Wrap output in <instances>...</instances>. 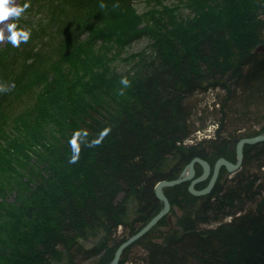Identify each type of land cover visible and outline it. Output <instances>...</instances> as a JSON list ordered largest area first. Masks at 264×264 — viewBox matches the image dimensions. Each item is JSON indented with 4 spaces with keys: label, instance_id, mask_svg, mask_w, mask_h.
I'll return each instance as SVG.
<instances>
[{
    "label": "trees",
    "instance_id": "16d2710c",
    "mask_svg": "<svg viewBox=\"0 0 264 264\" xmlns=\"http://www.w3.org/2000/svg\"><path fill=\"white\" fill-rule=\"evenodd\" d=\"M136 1L59 0L69 11L63 34L51 3L34 25L39 48L21 62L5 49L0 264H107L162 208L157 182L177 178L196 156L235 161L240 138L264 133V0H178L186 17L163 0H145L152 7L138 13ZM144 38L151 50L131 74L110 75ZM209 125L213 134L196 139ZM83 132L74 153L69 141ZM243 153L241 167L223 168L205 196L192 195L189 182L165 187L181 210L179 229L152 228L119 264H264V141ZM134 246L138 259L129 257Z\"/></svg>",
    "mask_w": 264,
    "mask_h": 264
},
{
    "label": "rangeland",
    "instance_id": "374dc122",
    "mask_svg": "<svg viewBox=\"0 0 264 264\" xmlns=\"http://www.w3.org/2000/svg\"><path fill=\"white\" fill-rule=\"evenodd\" d=\"M57 1H58V3H57ZM25 3H28L30 6L19 17H10L8 20L4 21L2 24L1 30H3V33H4V40L0 41V61L6 58L5 56H3V53H6V52H4L5 49L9 48V51H13V53H12L13 56L17 57L18 61L21 62V61H23L25 56H27V55L31 56V53L34 50H36V48H39L41 37H39V35L34 31V25L36 23H39L41 25V21H39L40 18L45 17V15L47 13L51 14V8H52L51 3L54 5L53 9L57 12V15L55 17V22H56L57 26L54 28L56 31V35L58 36V35L63 34L65 32V29L61 25V22H63V20L61 18L68 20L69 11L67 9H63V7H61L59 5V0H13V4L11 6L23 7V5ZM163 3L165 5H168V6L176 5L177 10L182 17H186L190 13L187 6L181 4L178 0H163ZM150 7H152V6L150 4H148L145 0H138L135 2V8H136L138 13H143L146 10H148ZM48 21L49 20L46 19L47 23H48ZM69 21H72L71 13L69 15ZM12 23H15L17 25V31L24 30V31L30 32V36H29V39L27 40V42L22 41L18 47H14L11 44V42L8 40L10 33L7 30V25L12 24ZM23 23H27L28 28H26V26ZM53 23H54V20H50V26L51 27L53 26ZM40 35H41V33H40ZM43 49H44V47H43ZM150 50H151L150 42L146 38L140 39V40L132 43L131 46H129L125 49V52L122 54V56L119 60L114 61L113 63H111L109 65V67H108L109 74L112 75V74L116 73L117 75H123V74L130 75L132 72V69L137 64V61H138L137 55L139 53L142 54L143 52L148 54L150 52ZM6 51L8 52V50H6ZM211 98H212L211 94L206 95V99L211 100ZM214 129H215L214 125H209L205 131L197 132L196 139H200V138L205 137V136L210 137L213 134L212 132L214 131ZM236 146H237V143L234 144L235 159H236ZM211 166H213V165H211ZM184 168H183V170H184ZM199 168H200L199 173H201L202 168L199 164L196 163L195 164L196 175H199V173H198ZM223 168L224 167H222L220 169V171ZM229 174H232V173H229ZM218 177H219V175H218ZM207 182H208V179L202 183H205L204 186H206ZM203 196H205V195H203ZM14 197L15 196L13 193L8 194L7 197L5 198V201L13 203ZM197 197H202V196H197ZM129 207L132 208L134 210V212H136V208H135L136 204L130 203ZM180 214H181V210H180L179 206L176 204H173V205H171L170 210L167 212V214L161 218V219H163V224L158 225L159 221L161 220L160 219L152 228L156 227V229H157L156 233H158V231H166L169 229H179L178 219H179ZM155 215H153V216H155ZM119 229L121 230V228H119ZM97 239L98 238L92 237L90 239L82 240V241L85 245L91 246L97 242ZM141 254H143V250L139 246H134L129 251V257L130 258L138 259L141 256Z\"/></svg>",
    "mask_w": 264,
    "mask_h": 264
},
{
    "label": "water",
    "instance_id": "95a60500",
    "mask_svg": "<svg viewBox=\"0 0 264 264\" xmlns=\"http://www.w3.org/2000/svg\"><path fill=\"white\" fill-rule=\"evenodd\" d=\"M257 50L264 51V44L258 46ZM262 141H264V133L250 137H242L237 141L236 160L234 162L229 161L224 157H219L218 159H216L213 166H211V164L207 160L196 156L193 157L188 162L184 170L177 178L169 179V180L163 179L157 182L154 187V193L155 196L160 201H162L163 203L162 209L155 216H153L147 223H145L139 230H137L135 233H133L132 235L127 237L124 241H122L116 248L113 259L107 264H119L122 252L125 250V248H127L132 243L143 237L163 216L167 214V212L170 210L171 204L169 199L164 193L163 189L165 187H170L184 182H189L187 189L192 195L194 196L207 195L213 189L216 180L218 178V175L220 173V169L222 167H224L228 173L236 172L241 167L243 161L244 146L247 144H252ZM196 163L199 164L202 168V172L199 175H196V170H195ZM207 179L208 182L206 186L200 189L197 188V185L206 181Z\"/></svg>",
    "mask_w": 264,
    "mask_h": 264
},
{
    "label": "clouds",
    "instance_id": "9594fccd",
    "mask_svg": "<svg viewBox=\"0 0 264 264\" xmlns=\"http://www.w3.org/2000/svg\"><path fill=\"white\" fill-rule=\"evenodd\" d=\"M12 4H13V0H0V23H3L4 21L8 20L10 17H19L30 6L28 3H25L23 7L11 6ZM100 7L106 8L107 5L101 3ZM112 7L115 9V8H118L119 5L114 4ZM7 30L10 33L8 40L11 42V44L14 47H18L22 41L27 42V40L29 39L30 32L24 31V30L17 31V25L15 23L7 25ZM3 40H4V33H3V30H0V41H3ZM121 84L124 87H129L131 82L128 80L127 77H122ZM9 90L10 89L7 87L0 86V92H7ZM108 131H110V129ZM106 134L107 132H105V135ZM82 135L86 136L87 133L86 132H83V134L77 133L76 136L72 140L69 141L70 145H72L73 147L74 153L79 152V145L77 144V138H81V143L84 142L82 139ZM88 146L94 147L95 144L94 143L88 144ZM77 159H78V155L74 154L69 162L76 163Z\"/></svg>",
    "mask_w": 264,
    "mask_h": 264
},
{
    "label": "bare ground",
    "instance_id": "6f19581e",
    "mask_svg": "<svg viewBox=\"0 0 264 264\" xmlns=\"http://www.w3.org/2000/svg\"><path fill=\"white\" fill-rule=\"evenodd\" d=\"M2 24L3 23H0V30H1V27H2ZM246 137H250V136H246ZM253 144V143H252ZM236 160V159H235ZM230 161V160H229ZM232 162H234V161H232Z\"/></svg>",
    "mask_w": 264,
    "mask_h": 264
}]
</instances>
